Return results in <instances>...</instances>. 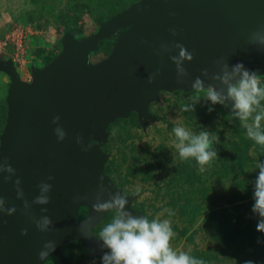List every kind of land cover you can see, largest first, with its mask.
I'll return each instance as SVG.
<instances>
[{
  "label": "water",
  "instance_id": "obj_1",
  "mask_svg": "<svg viewBox=\"0 0 264 264\" xmlns=\"http://www.w3.org/2000/svg\"><path fill=\"white\" fill-rule=\"evenodd\" d=\"M124 27L110 53L90 64L89 53L98 42ZM262 41L264 0H137L90 36L75 40L65 31L60 52L31 70L30 83L18 78L10 60L0 59V70L9 78L0 133V264H42L38 253L47 241L54 242L49 255L62 264L67 261L58 247L67 240L83 242L87 254L99 252L89 230L90 221L103 214L91 207L99 178L104 177L110 192L120 191L102 174L104 156L87 138L101 139L109 122L131 110L144 120L148 101L156 99L159 88L189 89L198 76L205 86L221 87L211 79L219 71L216 61L242 62L262 73ZM177 43L194 53L192 61L183 62L187 74L180 77L171 59L178 55ZM204 68L208 76L201 75ZM151 74L155 80L149 83ZM227 109L232 111L231 102ZM57 115L60 119L53 123ZM57 127L67 133L63 141L57 139ZM42 183L51 184V190L42 191ZM42 196L50 197L48 204L35 202ZM80 204L87 206L89 218L76 221ZM9 209L15 210L9 214ZM125 209L134 215L128 203ZM45 216L52 223L41 231L36 222Z\"/></svg>",
  "mask_w": 264,
  "mask_h": 264
},
{
  "label": "rangeland",
  "instance_id": "obj_2",
  "mask_svg": "<svg viewBox=\"0 0 264 264\" xmlns=\"http://www.w3.org/2000/svg\"><path fill=\"white\" fill-rule=\"evenodd\" d=\"M135 1L0 0V37L11 24L28 34L22 63H12L18 78L30 83L31 70L46 65L60 52L65 31L75 40L90 36L101 23ZM125 28L101 39L89 53V63L104 59ZM258 75L264 86V71ZM8 84L0 83V133ZM186 104H194V111H183ZM209 107L214 110L209 111ZM176 126L197 134L207 130L218 137L214 144L218 156L203 171L195 159L179 157L174 147ZM103 132L101 139L87 138L104 156L102 174L126 195L134 215L171 222L174 250L187 252L204 264H264V232L257 231L261 218L252 211L257 163L264 162V146L247 137L243 123L227 105H212L193 87L159 88L156 99L148 101L144 120L131 110L109 122ZM115 214L116 209H111L90 221L93 240L100 244V251L94 255L87 254L79 240L59 245L67 264H102L108 249L99 240V232ZM87 218V206H76L74 219ZM42 264L62 263L49 255Z\"/></svg>",
  "mask_w": 264,
  "mask_h": 264
},
{
  "label": "clouds",
  "instance_id": "obj_3",
  "mask_svg": "<svg viewBox=\"0 0 264 264\" xmlns=\"http://www.w3.org/2000/svg\"><path fill=\"white\" fill-rule=\"evenodd\" d=\"M176 34L175 29L172 30ZM264 42V41H262ZM179 49L178 55L171 59L177 66L178 77L186 75L187 69L183 66L185 60L192 61L194 53L189 51L183 44L175 45ZM219 71L213 72L211 79L218 81L221 87L214 84L205 86V82L200 76L193 82V88L197 93H203L212 105H228L231 102L232 112L243 123L246 128V135L257 144L264 146V86L256 71L245 67L242 62L235 65H229L227 62L216 61ZM159 70H157L158 74ZM202 76L209 75V69H201ZM155 80V74L149 76L148 82ZM194 104H186L182 107L183 111H194ZM209 111H213L209 107ZM60 117L54 116L53 123H57ZM251 120V123L249 121ZM57 139L63 141L67 133L61 128L54 129ZM176 137L174 147L178 151L182 160L195 159L200 170L208 165L218 156L214 144L218 137L213 136L207 130H201L198 134L192 132L184 126L173 128ZM77 143H82V137L77 134ZM88 145L85 151L90 148ZM258 175L254 184V204L252 211L261 218L257 223V231L264 232V162H258ZM9 171H12L9 166ZM53 177L49 176L48 180ZM98 190L95 194L92 209L97 213H104L111 209H116V214L112 220L104 225L99 232V240L103 246L108 249L102 256V264H204V261L193 257L187 252L176 251L171 246V240L175 236L171 222L167 219L161 220L154 218L149 220L146 216L133 215L125 209L128 203L127 197L121 192H110L104 185L101 176ZM42 191L49 192L52 185L49 183L41 184ZM140 189L137 187L136 191ZM107 193V199L105 194ZM86 198V197H85ZM50 197L42 196L36 198V203L48 204ZM3 198H0V205H3ZM4 209L0 207V211ZM15 209H9L11 214ZM169 215H172L169 212ZM52 223L50 217H43L41 221L36 222V226L41 231L48 230ZM27 229L22 230L26 234ZM54 248V242L47 241L38 253V258L45 260L49 251ZM245 264H253V261H246Z\"/></svg>",
  "mask_w": 264,
  "mask_h": 264
},
{
  "label": "built area",
  "instance_id": "obj_4",
  "mask_svg": "<svg viewBox=\"0 0 264 264\" xmlns=\"http://www.w3.org/2000/svg\"><path fill=\"white\" fill-rule=\"evenodd\" d=\"M27 31L17 24H11L0 37V58H6L13 64L22 63L26 47Z\"/></svg>",
  "mask_w": 264,
  "mask_h": 264
},
{
  "label": "crops",
  "instance_id": "obj_5",
  "mask_svg": "<svg viewBox=\"0 0 264 264\" xmlns=\"http://www.w3.org/2000/svg\"><path fill=\"white\" fill-rule=\"evenodd\" d=\"M1 20H0V25H1ZM1 28V26H0ZM9 81V78L8 76L3 72V71H0V83H3V82H8Z\"/></svg>",
  "mask_w": 264,
  "mask_h": 264
},
{
  "label": "flooded vegetation",
  "instance_id": "obj_6",
  "mask_svg": "<svg viewBox=\"0 0 264 264\" xmlns=\"http://www.w3.org/2000/svg\"><path fill=\"white\" fill-rule=\"evenodd\" d=\"M8 60V59H7ZM12 64V63H11ZM13 66V65H12ZM13 68H14V66H13ZM15 70V69H14Z\"/></svg>",
  "mask_w": 264,
  "mask_h": 264
}]
</instances>
